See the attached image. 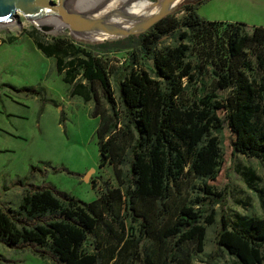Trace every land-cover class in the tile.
Instances as JSON below:
<instances>
[{
  "label": "trees",
  "instance_id": "1",
  "mask_svg": "<svg viewBox=\"0 0 264 264\" xmlns=\"http://www.w3.org/2000/svg\"><path fill=\"white\" fill-rule=\"evenodd\" d=\"M205 1L183 0L181 17L168 13L124 36L136 46L132 62L121 68L118 96L107 57L70 37L28 31L44 55L55 57L69 93L94 102L99 165L113 164L119 182L88 201L22 176L21 183L33 187L15 206H0L4 245L29 248L57 264H192L204 248V222L215 219L212 204L223 197L215 180L224 161V124L234 151L264 160V24L248 31L242 21L206 19L198 12ZM182 27V38L208 36L202 57L190 58L186 41L158 46L163 34ZM219 27L223 42L210 37ZM141 54L152 59V72L136 67ZM251 54L259 78L247 73L255 65ZM207 71L212 89L190 95L189 82L204 83ZM221 88L226 94L217 92ZM190 177L201 180L192 199L183 194ZM259 196L264 207L262 190ZM219 220L218 243L240 264H264V215L231 220L223 213Z\"/></svg>",
  "mask_w": 264,
  "mask_h": 264
},
{
  "label": "rangeland",
  "instance_id": "2",
  "mask_svg": "<svg viewBox=\"0 0 264 264\" xmlns=\"http://www.w3.org/2000/svg\"><path fill=\"white\" fill-rule=\"evenodd\" d=\"M156 1L120 0L113 9L126 4L129 10L148 13L158 8ZM182 1L174 2L171 13L175 12L179 17L184 14V10L177 8ZM89 9L85 7L67 12L69 24L47 29H42L34 19H25L20 11L14 14L13 20L0 21V206L3 208L15 206L24 189L33 187L21 183L19 179L25 175L34 184H49L55 190H66L88 201L97 198L106 185H117L119 182L113 164L105 162L99 165L95 135L98 117L91 114L94 102L69 93L68 84L61 80L55 68V57L44 55L28 34L29 30L37 28L38 33L46 39L53 36L70 37L93 53L107 57L115 71L111 75V83L118 96L121 68L132 62L135 41L124 36L72 34L70 18L80 22L105 14V9L95 13ZM110 11L112 9L106 13ZM198 12L206 19L242 21L248 31L255 24H264V0H206L199 6ZM183 30L182 27L163 34L158 46L186 41L190 45L188 56L194 60L202 57L208 36L188 33L182 38L180 32ZM210 37L221 42L225 38L221 27ZM115 39L120 40L114 42ZM250 57L255 65L247 73L251 78H259L261 69L255 63L254 56L251 54ZM139 60L141 62L136 67L152 72V59L141 54ZM213 78L211 72L207 71L204 83L190 81L188 93L196 97L202 95L212 89ZM217 92L224 95L227 88L217 89ZM232 134L224 124L220 134L225 150L224 161L215 180L217 189L223 191V197L212 204L215 219L211 223L204 222V248L193 255L192 264H240L217 241L221 228L219 219L223 213L231 220L239 214L264 215L259 196L260 190L264 192V160L234 151L231 146ZM200 183L198 177H190V181L184 185L183 194L192 199ZM0 264L57 263L50 258L37 256L29 248L14 249L0 241Z\"/></svg>",
  "mask_w": 264,
  "mask_h": 264
},
{
  "label": "water",
  "instance_id": "3",
  "mask_svg": "<svg viewBox=\"0 0 264 264\" xmlns=\"http://www.w3.org/2000/svg\"><path fill=\"white\" fill-rule=\"evenodd\" d=\"M84 0H0V21L13 20L17 11L25 15V19H34L42 29L51 28L55 18L67 14L75 2ZM176 0H157L158 8L148 13L129 10L126 4L112 11L76 22L70 18V32L93 37H121L139 33L149 29L160 17L174 8Z\"/></svg>",
  "mask_w": 264,
  "mask_h": 264
},
{
  "label": "bare ground",
  "instance_id": "4",
  "mask_svg": "<svg viewBox=\"0 0 264 264\" xmlns=\"http://www.w3.org/2000/svg\"><path fill=\"white\" fill-rule=\"evenodd\" d=\"M119 2H120V0H84L81 2L76 1L75 4L73 6H71L70 10H68V12L80 10V9L85 8V7H86V9L90 8L91 10H93L94 13L99 12V11L104 10V9H105L104 12H107L108 10L113 9V7L116 6ZM66 16H67L66 14H63L58 19L55 18L51 22V24H52L51 28L57 27V25H59L61 27L62 25L69 24V20L66 18Z\"/></svg>",
  "mask_w": 264,
  "mask_h": 264
}]
</instances>
